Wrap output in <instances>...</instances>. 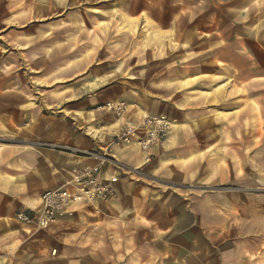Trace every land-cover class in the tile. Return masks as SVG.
<instances>
[{
  "label": "rangeland",
  "instance_id": "1",
  "mask_svg": "<svg viewBox=\"0 0 264 264\" xmlns=\"http://www.w3.org/2000/svg\"><path fill=\"white\" fill-rule=\"evenodd\" d=\"M0 82L8 94L0 97V116H9L0 148L26 151L24 167L10 169L8 178L33 197L60 181L63 174L58 179L53 170L69 157L73 139L96 144L108 131L102 121L117 116L105 110L85 122L79 112L120 102L126 91L148 103L190 102L191 110V96L204 97L196 99L200 119L185 118L190 136L173 146L176 159L152 176L175 187L135 175L138 194L213 188L209 160L219 139L236 156L231 188L264 194V0H0ZM123 101L125 116L134 106ZM14 116L32 119L22 125ZM228 129L236 137H222ZM173 134L171 124L162 162ZM190 143L195 149L182 160ZM34 153L39 162L28 161ZM101 224L92 206L48 230L0 218V264H115L114 242L98 232Z\"/></svg>",
  "mask_w": 264,
  "mask_h": 264
},
{
  "label": "crops",
  "instance_id": "2",
  "mask_svg": "<svg viewBox=\"0 0 264 264\" xmlns=\"http://www.w3.org/2000/svg\"><path fill=\"white\" fill-rule=\"evenodd\" d=\"M193 82L195 85L191 87L196 88V81ZM0 88L2 93L0 97L7 99L8 94H4V88L7 87L3 82H0ZM105 92L106 89L95 97L99 98L98 96ZM200 98L204 97L197 96L196 93L191 96L193 103L191 110V106L188 105L190 102L175 107L170 101L162 103L156 98L149 97L148 103L139 91H126L116 100H125L134 106L127 115L120 118L110 116L114 121L111 119L102 121L105 125L101 128H107L108 131L104 135L100 134V139H97L94 145L92 142H76L73 139L72 142L75 144H71L69 157L59 169L54 168L53 172L58 179L61 174L63 176L59 182L53 178L57 180H54L56 184L48 188L59 186L71 178L74 168L78 165L94 163V157L79 152L98 151L107 140L108 134L117 130L127 119L139 120L142 114H155L166 115L172 120L175 134L170 137L172 148L167 153L165 161L158 160L162 153L160 149H154V161L146 163L147 152L138 146L117 148L113 153L115 160L130 171L121 173L120 194L110 202L84 206L95 207L98 215L102 217L98 232H101L105 239L110 238L114 242L115 264H264V194L231 188L232 169L238 165L234 162L236 156H233V146L226 144V140L219 139L212 144L214 154L209 160V168L211 174L214 172L210 178L213 188L187 194L186 192L175 194L168 188H160L157 196H152L154 191L151 188V194L148 196L147 193L143 195L140 191L138 194L136 190L137 182L132 178L135 175L149 176L166 187L173 185L175 187L176 184L167 178L152 176L161 174L163 168L160 167H164L165 162L176 159L177 151L173 146L190 136L188 134L190 130L187 128L190 123H187L185 118L200 119V116H195L196 99ZM107 100H110V97L103 98L104 102ZM104 112L100 106L92 111L79 112V117L87 122L90 115L100 116ZM229 115L232 114H225ZM14 117L22 125H25L26 120L32 119L31 116ZM8 120L9 116H0V129H3V125L7 127L5 122ZM85 125L87 129H92L91 125ZM234 132L232 129L225 130L222 137H236ZM190 146L185 147L182 160L188 159L195 149L191 143ZM77 151L79 152L76 153ZM25 152L21 149L0 148V218L12 216L16 218L18 212L22 211L20 204L22 201L29 207V211H35L41 206V193L44 190L40 192L38 198L33 197L30 188L25 189L18 181L13 182L8 178V175L14 176L10 169L15 166L18 168L19 165L24 167ZM73 153L75 158H71ZM39 159V154L34 153L28 161L39 162ZM156 160L158 162L151 165ZM104 170L107 175L114 173L109 164L105 165ZM244 183L247 187L248 184ZM241 184L243 185V182ZM174 199L180 202L173 204ZM82 209L83 207H78L75 216L79 217Z\"/></svg>",
  "mask_w": 264,
  "mask_h": 264
},
{
  "label": "built area",
  "instance_id": "3",
  "mask_svg": "<svg viewBox=\"0 0 264 264\" xmlns=\"http://www.w3.org/2000/svg\"><path fill=\"white\" fill-rule=\"evenodd\" d=\"M126 109V103L120 101L108 110L120 118L124 116ZM170 129L171 120L166 115L142 114L139 120L127 119L117 130L108 134L98 151L76 152L94 157V163L78 165L71 178L41 193L39 209L28 213L19 212L17 218L33 224L39 230H48L62 220L74 218L78 207L110 202L117 196L121 173L130 172L115 160L114 150L138 146L147 152L145 161L149 163L155 158L154 149L165 148ZM106 164L112 166L113 174H106Z\"/></svg>",
  "mask_w": 264,
  "mask_h": 264
},
{
  "label": "bare ground",
  "instance_id": "4",
  "mask_svg": "<svg viewBox=\"0 0 264 264\" xmlns=\"http://www.w3.org/2000/svg\"><path fill=\"white\" fill-rule=\"evenodd\" d=\"M118 102H115V103H107L104 107H101V108L107 111L110 106H112L114 104H117ZM171 124H172V129H173V123L171 122Z\"/></svg>",
  "mask_w": 264,
  "mask_h": 264
}]
</instances>
